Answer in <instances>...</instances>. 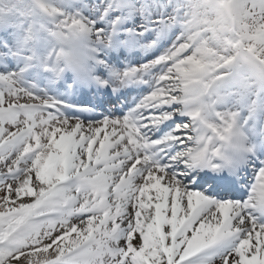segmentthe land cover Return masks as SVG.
<instances>
[{"label": "snow or ice", "instance_id": "6c2138e0", "mask_svg": "<svg viewBox=\"0 0 264 264\" xmlns=\"http://www.w3.org/2000/svg\"><path fill=\"white\" fill-rule=\"evenodd\" d=\"M240 66L264 0H0V264H264Z\"/></svg>", "mask_w": 264, "mask_h": 264}, {"label": "rangeland", "instance_id": "374dc122", "mask_svg": "<svg viewBox=\"0 0 264 264\" xmlns=\"http://www.w3.org/2000/svg\"><path fill=\"white\" fill-rule=\"evenodd\" d=\"M249 88H250L249 86L243 88L242 91L239 93V97H244V99H245L246 96H247V94H248V89H249ZM244 110H245V112H246L247 115H248V110H247L246 108H244ZM239 111H240V110H239ZM238 113H239V112H238ZM243 117H244V116H243Z\"/></svg>", "mask_w": 264, "mask_h": 264}, {"label": "bare ground", "instance_id": "6f19581e", "mask_svg": "<svg viewBox=\"0 0 264 264\" xmlns=\"http://www.w3.org/2000/svg\"><path fill=\"white\" fill-rule=\"evenodd\" d=\"M255 195H257V196L264 195V192H261L260 190H257V192L255 193Z\"/></svg>", "mask_w": 264, "mask_h": 264}]
</instances>
